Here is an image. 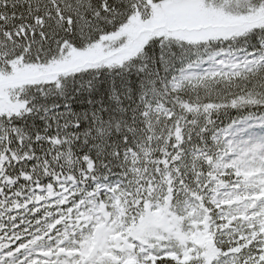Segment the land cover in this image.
<instances>
[{"label":"snow or ice","instance_id":"6c2138e0","mask_svg":"<svg viewBox=\"0 0 264 264\" xmlns=\"http://www.w3.org/2000/svg\"><path fill=\"white\" fill-rule=\"evenodd\" d=\"M0 264H264V0H0Z\"/></svg>","mask_w":264,"mask_h":264}]
</instances>
